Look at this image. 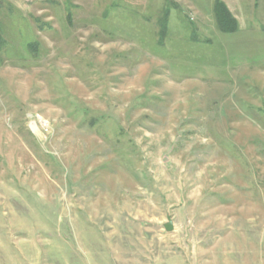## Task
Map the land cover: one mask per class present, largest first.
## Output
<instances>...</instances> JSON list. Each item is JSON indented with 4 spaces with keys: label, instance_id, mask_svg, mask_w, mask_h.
Segmentation results:
<instances>
[{
    "label": "rangeland",
    "instance_id": "rangeland-1",
    "mask_svg": "<svg viewBox=\"0 0 264 264\" xmlns=\"http://www.w3.org/2000/svg\"><path fill=\"white\" fill-rule=\"evenodd\" d=\"M0 31V264H264V0H0Z\"/></svg>",
    "mask_w": 264,
    "mask_h": 264
},
{
    "label": "trees",
    "instance_id": "trees-1",
    "mask_svg": "<svg viewBox=\"0 0 264 264\" xmlns=\"http://www.w3.org/2000/svg\"><path fill=\"white\" fill-rule=\"evenodd\" d=\"M215 19L220 30L223 32H231L236 29L235 20L232 18L230 11L227 9L224 3L216 1L214 4ZM168 15V9L164 12L162 17V32L165 30L166 19ZM3 43V38L0 31V45ZM31 50H34L35 46L33 43H29Z\"/></svg>",
    "mask_w": 264,
    "mask_h": 264
},
{
    "label": "water",
    "instance_id": "water-1",
    "mask_svg": "<svg viewBox=\"0 0 264 264\" xmlns=\"http://www.w3.org/2000/svg\"><path fill=\"white\" fill-rule=\"evenodd\" d=\"M166 231H171L173 229L172 221L170 217L167 218V222L164 224Z\"/></svg>",
    "mask_w": 264,
    "mask_h": 264
},
{
    "label": "bare ground",
    "instance_id": "bare-ground-1",
    "mask_svg": "<svg viewBox=\"0 0 264 264\" xmlns=\"http://www.w3.org/2000/svg\"><path fill=\"white\" fill-rule=\"evenodd\" d=\"M32 129L34 132H37V127L35 125L32 124Z\"/></svg>",
    "mask_w": 264,
    "mask_h": 264
}]
</instances>
